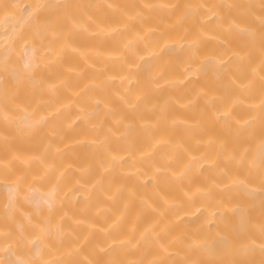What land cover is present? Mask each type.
Returning a JSON list of instances; mask_svg holds the SVG:
<instances>
[{
	"label": "bare ground",
	"instance_id": "1",
	"mask_svg": "<svg viewBox=\"0 0 264 264\" xmlns=\"http://www.w3.org/2000/svg\"><path fill=\"white\" fill-rule=\"evenodd\" d=\"M0 264H264V0H0Z\"/></svg>",
	"mask_w": 264,
	"mask_h": 264
}]
</instances>
